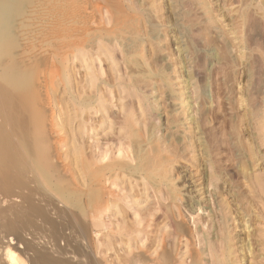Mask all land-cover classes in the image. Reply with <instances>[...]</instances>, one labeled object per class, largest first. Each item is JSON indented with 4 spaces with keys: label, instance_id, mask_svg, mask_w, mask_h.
<instances>
[{
    "label": "bare ground",
    "instance_id": "obj_1",
    "mask_svg": "<svg viewBox=\"0 0 264 264\" xmlns=\"http://www.w3.org/2000/svg\"><path fill=\"white\" fill-rule=\"evenodd\" d=\"M172 1L176 4L182 2ZM125 2L127 1L0 0V198L7 201L0 204V216L7 219L10 233L27 228L37 230L43 225L50 226L56 233L57 220L61 218H68L69 225L76 229L82 224L78 212L81 217H87L91 213V216H95L94 224L105 230V215H109V218L117 215L118 210L122 209L121 204L126 205L124 208L127 207V210L130 207L132 211L135 210L132 212L136 224L132 226L136 227L135 230H120L126 237L122 244L128 248L153 242L155 239L151 238V234L158 235L159 231L169 226L175 231H187L184 221H177V216L172 212L174 208L171 210L179 202L184 206V196L176 185L178 180L175 178L178 175L173 174L177 169L174 166L176 160L163 147L165 144L160 142L164 136L157 135L155 121V114L161 110L153 97L157 84H162L172 92L173 90L167 70L152 69L153 63H149L145 55L147 41L162 42V24L155 16L154 0H138L134 6ZM141 21H145V25ZM174 32L176 41L182 43L177 48V54L188 53L189 43L186 44L184 33L179 29ZM44 51L48 54L37 56ZM71 60L77 62L76 68L83 70L84 76L79 81L67 66ZM184 62L181 60L179 65ZM49 65H52V69L53 65H62V73H51ZM43 66L49 67L50 71L45 72L51 79L53 74L58 79L53 76V80L47 82L45 73L38 75L37 72ZM187 77L191 80L190 75ZM41 87L47 91L44 92L46 97H43ZM53 88L55 90L51 91ZM132 97L137 102L141 100L138 116L131 107ZM51 105L57 107L58 114L51 117L49 115L48 119L45 111ZM184 105H187L186 102ZM187 108H183L186 119L182 125H189L193 132L191 144L194 146V160L196 164L202 162L210 165L212 172L208 176L209 183L211 181L209 188L212 184L215 191H223L227 183L225 181L226 184L222 185V174L213 170L212 151L203 138L202 117L193 116L189 123L190 111ZM115 109L118 113L114 112ZM169 116L167 126L178 129L181 121L176 116L173 118L174 115L171 118ZM98 120L102 123H98ZM142 121H147L149 125L144 126ZM141 126L146 130H142ZM258 126L261 131L258 133L264 139V119ZM195 129L200 131L201 137L198 138ZM59 132L65 133L66 138H55ZM85 135L93 140L88 141V149L84 146ZM99 135L102 138H98ZM64 149L67 151H63ZM252 154L250 156L254 160L257 154L254 151ZM67 159L68 166H62V160ZM255 168L254 166V170ZM255 172L248 171L249 186L264 191V177ZM82 188H87L88 191L86 197L90 201L89 212L88 208H83V204H80L84 196ZM141 201L147 203L136 208ZM168 201L170 204H167ZM200 204H192L186 210L200 213ZM70 208L77 209L78 212H73ZM162 217L166 221L163 228ZM179 218L185 219L183 215ZM60 221L62 223L65 220ZM39 231L38 234H41ZM25 232L22 231L23 235ZM29 233L26 232V235L29 236ZM67 235L68 233L65 236ZM46 237L49 247L43 245L40 249L36 247L39 242L36 245L31 242L27 246L22 240L27 251L33 252L30 260L34 264H75L69 260L70 253L63 250L61 244L59 247L57 243L51 246L49 236ZM230 238H226L224 242L226 259L224 258L223 264H236L230 260ZM40 239L42 238L39 241ZM53 239L52 237L51 241ZM169 239L167 248L175 245L174 239ZM161 243L163 244L162 241ZM3 255L7 264H25L18 250L6 248ZM126 259L131 264H140L144 258L133 255Z\"/></svg>",
    "mask_w": 264,
    "mask_h": 264
},
{
    "label": "rangeland",
    "instance_id": "obj_2",
    "mask_svg": "<svg viewBox=\"0 0 264 264\" xmlns=\"http://www.w3.org/2000/svg\"><path fill=\"white\" fill-rule=\"evenodd\" d=\"M126 1L125 3L127 5L131 3V6L137 5L138 2V0H130L129 3L128 0ZM154 1L155 13L157 14L155 16L162 24L160 33L162 44L157 41H147L145 43L147 54L145 55L148 62L153 63L152 69L157 71L165 68L167 70L173 90L172 92L162 84H157L153 97L159 105V110H161L155 114L157 120H154L156 121L157 135L164 136L160 142L165 145H161L169 152L170 156L171 153L175 156H171L173 160H176L174 166L177 168L173 174L178 175L179 179L175 178L178 180L176 185L182 190L184 206H181L182 204L179 202L171 210L174 208L172 212L175 217L177 216V221L182 223L184 221L187 231H175L169 226L159 231L158 235L150 233L151 238L155 240L146 243L145 246L137 244L135 250V248L131 249L122 244V240L125 242L126 237L121 234L120 230L132 231L136 228L132 226H136L134 213H132L135 210L132 211V207H130L131 212L129 213L130 210L125 209L127 207L124 208L126 206L124 204L120 205L122 209L118 210L114 217L109 218V215H105V230L94 224L95 218L93 217L95 216H91V213L87 217L84 215L81 217L77 209L70 208L73 212H78L82 224L75 229L69 225L68 218L57 220L56 233L61 236L60 238H58L55 230L48 225L47 227L39 225L41 227H38L37 230L36 228L35 230H32L34 228L25 229L27 233L30 232L29 236L26 235L25 230L14 234L10 233L7 219L0 216V264H7L3 255L6 248L21 252V258L25 264H34L30 260L33 252H28L27 246L31 242L34 245L39 242L36 245L39 249L43 245L49 247L46 242L48 241L46 235L49 236V244L53 246L57 243V247L61 244L64 249L63 247L60 248L66 249L68 254L70 253L69 255L72 257L68 255V258L75 264L79 261V264H131L127 262L129 259L126 258L133 255L144 258L140 264H223L224 258L226 259L224 242L228 237H231L232 240V259L230 258V260L233 263L264 264V191L249 186L248 181V175L251 172L256 171L255 173H260L264 177V139L261 136V131L258 130L260 127L258 125L264 119V0H180L182 1L181 4H176L172 0ZM141 22L145 25V21ZM143 25H141L142 28ZM175 29L184 33L186 44L189 43V54L186 52L177 54V48L182 46V43L176 41ZM44 52L45 54H43ZM44 52L37 56L48 54L46 51ZM181 60H184L185 64L180 66ZM75 63L77 64L75 60H71L67 66L74 73V78L79 81L84 74L82 69L76 68ZM49 66L50 68L43 66L37 72L38 75L45 73L48 77L47 82H51L55 76L53 74L51 79L46 74L50 71L48 68L51 69V73L56 72L55 74H61L63 69L62 65H53L54 69L51 68L52 65ZM187 74L191 76L192 82ZM56 78L58 79V76ZM41 88L43 97H46L47 91L45 88ZM53 90L55 88L51 91ZM131 99V107L134 109L135 115L138 116L141 100L137 102L136 98L132 97ZM134 99L136 100L134 101ZM183 101L187 105L183 106ZM185 107H188V112L190 111L188 114L189 123H191L193 116L195 118L202 117L205 134L203 138L212 151L213 170L222 174V185L225 181L227 183H225L226 187L223 191H215L212 184L213 191L209 188L211 181L209 183L208 176L212 172L210 165L202 164V162L196 164L194 160V146L191 144L194 135L191 134L193 132L189 125L183 127V121L186 119L183 113ZM57 111V107L54 105H51L50 108L48 106L45 111L48 114L46 116L48 119L49 115L50 117L57 116ZM114 112L118 113V110L115 109ZM168 116L169 118L176 116L181 121L178 129L167 126ZM142 120L145 119L142 117ZM142 122L140 123H145L144 126L149 125L147 121ZM98 123H102V121ZM144 129L143 127L142 130ZM195 130L198 138L201 137L200 131ZM258 131L260 132L258 133ZM64 134L59 132L54 137L63 139L66 138ZM87 136L85 135L86 138H84L85 149L90 147L88 143L93 142ZM99 137L102 138L101 135ZM259 137L263 140H260ZM178 142L183 144H178ZM251 150L257 154L254 160L250 156L253 155ZM63 151L66 152L67 150L64 149ZM69 159L62 160L64 164L62 166H66ZM254 166L256 167L255 170ZM81 190L84 196L80 200V204H83V208H88L89 212L91 210L89 198L86 197L87 188ZM6 202L0 198V204ZM146 203L138 202L137 207H135L140 206L139 208H141ZM199 203L202 207L201 214L196 210L195 212L187 211L192 204ZM167 204H170V201ZM180 215H183L185 219L181 220L183 218H179ZM60 220H65L62 223L66 226H63ZM161 220L159 221L162 222L161 227L163 228L166 221L164 217ZM59 224L61 227L63 226L62 230ZM39 230H45L46 234ZM46 230H49L50 233ZM22 231L25 232L24 235ZM33 231H37V235H41L39 238L43 240L40 239L39 241L38 236ZM38 231L41 234H38ZM52 233L56 235H52L54 239L51 241L50 235ZM67 233L69 237L65 236ZM73 234L77 237H74ZM25 235L30 238L27 240ZM163 238L166 240L163 241ZM169 238L175 241V245H172L171 248L166 246ZM22 240L23 243H27H25L27 246L22 243ZM58 241L62 242L59 243ZM67 245L69 247H66Z\"/></svg>",
    "mask_w": 264,
    "mask_h": 264
}]
</instances>
